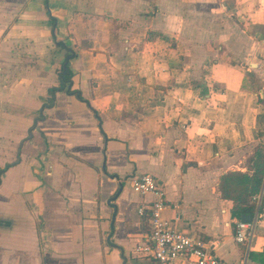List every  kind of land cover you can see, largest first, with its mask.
<instances>
[{
  "label": "crops",
  "instance_id": "0c3cea01",
  "mask_svg": "<svg viewBox=\"0 0 264 264\" xmlns=\"http://www.w3.org/2000/svg\"><path fill=\"white\" fill-rule=\"evenodd\" d=\"M258 145L264 0H0V264H157L143 173L174 228L264 264V183L248 244L218 187Z\"/></svg>",
  "mask_w": 264,
  "mask_h": 264
},
{
  "label": "built area",
  "instance_id": "2783aa9c",
  "mask_svg": "<svg viewBox=\"0 0 264 264\" xmlns=\"http://www.w3.org/2000/svg\"><path fill=\"white\" fill-rule=\"evenodd\" d=\"M131 187L139 194H153L155 198L140 206L138 213L146 215L150 227L147 241L137 246V251L150 255L157 264H176L181 259L190 264H227L220 260L214 252L213 243L197 234H188L174 228L170 221L162 216L166 207L165 195L150 173L132 176ZM253 221L238 220L235 223V241L248 244L254 230Z\"/></svg>",
  "mask_w": 264,
  "mask_h": 264
},
{
  "label": "trees",
  "instance_id": "16d2710c",
  "mask_svg": "<svg viewBox=\"0 0 264 264\" xmlns=\"http://www.w3.org/2000/svg\"><path fill=\"white\" fill-rule=\"evenodd\" d=\"M70 48L68 47V53ZM71 74L66 70L62 76V84L69 80ZM56 89H51L54 91ZM1 171V169H0ZM264 183V146L258 145L249 158L248 172L239 170L227 171L219 180V191L222 198L233 202L232 212L237 217L253 214L257 204L258 193ZM262 210V202L259 204Z\"/></svg>",
  "mask_w": 264,
  "mask_h": 264
},
{
  "label": "water",
  "instance_id": "95a60500",
  "mask_svg": "<svg viewBox=\"0 0 264 264\" xmlns=\"http://www.w3.org/2000/svg\"><path fill=\"white\" fill-rule=\"evenodd\" d=\"M68 58H69V56L66 58V62H67ZM66 62H65V64H64V66H63V69H64V70H66ZM52 100H53V99L50 98L48 102L51 103ZM46 105H48V104L45 103V104L42 106V108L40 109V113H41V114H42L43 107L46 106ZM37 120H38V118H37L35 121H37ZM241 220H242V221H246V222L252 221V216H251L250 214H243L242 217H241Z\"/></svg>",
  "mask_w": 264,
  "mask_h": 264
},
{
  "label": "rangeland",
  "instance_id": "374dc122",
  "mask_svg": "<svg viewBox=\"0 0 264 264\" xmlns=\"http://www.w3.org/2000/svg\"><path fill=\"white\" fill-rule=\"evenodd\" d=\"M251 79H252V76H251ZM252 80H251V83H255L258 86V84H259V82L257 81L258 79H256V78L253 77Z\"/></svg>",
  "mask_w": 264,
  "mask_h": 264
}]
</instances>
